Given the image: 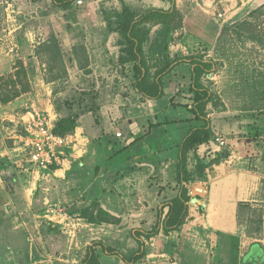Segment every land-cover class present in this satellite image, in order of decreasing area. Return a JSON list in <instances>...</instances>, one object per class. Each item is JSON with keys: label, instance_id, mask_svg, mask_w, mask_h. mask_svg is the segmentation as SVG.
Listing matches in <instances>:
<instances>
[{"label": "rangeland", "instance_id": "1", "mask_svg": "<svg viewBox=\"0 0 264 264\" xmlns=\"http://www.w3.org/2000/svg\"><path fill=\"white\" fill-rule=\"evenodd\" d=\"M77 1L76 16L70 18L67 10L55 7L51 0H0V163L9 165L6 174L0 171V218L6 215L3 204L8 194L15 192L11 182L22 175L39 176L38 179L52 176L47 169L25 161L26 145L22 140L27 135L28 121L39 115L54 128L59 117L71 110L80 112L85 104L95 103L99 108V124L113 122L116 137L127 144L133 140L130 127H136L137 114H150L153 124L161 122L151 128L153 134L140 139L142 150L132 155L130 161L136 167L131 171L132 182L127 177V182L121 179L117 187L118 182H111L108 176L98 177L106 190L104 199L112 202L109 196L113 194L115 201L118 200L116 207L131 210L135 217L131 229H148L155 222L157 210L174 194L171 170L176 157L175 144L187 124L163 121L188 114L180 103L191 95L190 65L179 62L166 75L161 99L140 97L132 87L129 65L118 62L119 35L109 31L104 14L121 9L123 1L136 12H143L156 7L153 0ZM176 5L181 25L171 31L170 54L180 58L200 54L213 64L201 79L212 93L205 108L212 136L207 144L188 153L191 180L186 187L191 199L186 225L167 234L159 232L149 239L143 238L146 254L134 264H226L222 260L230 256L224 253L227 250L233 256V245L239 242L222 236L211 239L198 224L208 204L207 181L214 173L230 181V193L237 197L230 210L239 232L245 238L260 240L264 247V0H176ZM162 26L153 25L150 37ZM49 40L54 43L49 45ZM105 40L112 44L104 53L101 49ZM56 45L61 56L55 53ZM74 45L79 48L76 53ZM94 116L85 111L78 118L83 134L88 137L99 132ZM103 116L105 121L101 119ZM157 150L160 158L155 159L160 163L155 166L148 158L157 157ZM63 151L67 153L66 148ZM19 159L23 165L16 164ZM199 160L207 165L202 176ZM110 189L111 194L107 191ZM85 195L92 199L95 193L89 188ZM14 198L18 200L15 193ZM200 199L206 203L202 208ZM15 206L21 208L22 201ZM51 208L53 213L49 211ZM46 209L47 215L66 216L67 212L78 221L80 207L50 204ZM190 213L195 216L190 217ZM56 218H43V230L32 222L25 237L19 233L23 226L18 222L12 227L17 232L9 231L11 227L4 230L10 232V245L23 242L36 246L43 255L40 263L47 259L49 264H80L89 246L100 249L96 243L103 242L102 235H108L110 240L119 239L120 244L115 248L123 252L137 247L129 229L119 235L96 230L87 221L77 223L69 217L65 221ZM223 246L228 247L221 250ZM7 251L6 247L0 248V259L4 260L1 264L9 261L5 258ZM100 261L127 264L119 255L102 254Z\"/></svg>", "mask_w": 264, "mask_h": 264}, {"label": "trees", "instance_id": "2", "mask_svg": "<svg viewBox=\"0 0 264 264\" xmlns=\"http://www.w3.org/2000/svg\"><path fill=\"white\" fill-rule=\"evenodd\" d=\"M162 1L168 4L166 8L151 7L143 12H136L123 1L121 9L113 10L112 12L105 11L104 18L109 31L116 32L119 35L116 41L120 47L118 62L122 66L129 65V71L132 73V87L140 97L150 100L161 99L165 94L164 82L166 75L179 62H186L190 65L188 91L191 95L186 98V102H181L180 106H183L184 110L192 116L186 114L176 119H165L163 121V123L168 124H187L186 131L175 144L176 157L173 160L171 170L175 182L174 194L163 203V207L157 210L155 222L150 228L131 230V235L137 244L136 248L133 247L134 249L123 252L115 248L116 246L98 242L96 245L100 246V249H97L94 245L95 243H93L94 246L87 248L80 264H101L100 256L102 254L109 256L119 255L125 263L134 264L146 254L143 238L149 239L158 235L159 232L167 234L178 230L188 216V204L191 199L186 187V183L191 180V174L187 168L188 153L202 144H207L212 136L210 121L205 110L206 105L211 101L212 93L202 83L201 79L202 76L210 72L213 64L200 54L181 58L170 54L171 31L180 27L181 14L177 9L176 0ZM51 3L62 10L69 9L67 16L75 18V0H51ZM173 19H177L175 24L173 23ZM157 24L163 26L151 38V28ZM52 43H54L53 40L48 41L49 45ZM54 47H57V45ZM79 47L85 53L84 46L80 45ZM78 49L77 45L73 46V52L76 53ZM54 50L58 56H61L58 47ZM65 103L68 104L67 101ZM69 109L71 110L70 105ZM98 110L99 108L96 107L95 103L85 104L80 112H73L71 110L67 115L58 118L53 131L61 136L72 133L78 125L77 120L79 115L85 111L92 112L95 115L93 119L94 123L99 124ZM160 124L161 122L154 124L149 122L142 134L137 135L128 144L123 145L114 154L110 155L108 160H114L116 157L120 158V161L131 160L135 151L142 150L140 139L144 135L148 136L153 126ZM8 166L6 163H0V171L6 174ZM206 166L202 161H198L200 176H202V170ZM54 168L56 166L52 165L51 169ZM98 170L99 167H95L96 173ZM122 174L121 176H123ZM79 215L88 223L94 225L117 223L120 221V218L115 217L103 208L97 198H92L89 202L85 203L80 208ZM251 248L252 253L249 254V258L241 261V264H264V249L262 244L255 242Z\"/></svg>", "mask_w": 264, "mask_h": 264}, {"label": "crops", "instance_id": "3", "mask_svg": "<svg viewBox=\"0 0 264 264\" xmlns=\"http://www.w3.org/2000/svg\"><path fill=\"white\" fill-rule=\"evenodd\" d=\"M153 3V6H156L157 8H166L168 6V4L162 0H153ZM67 11L69 12V9H67ZM111 44L112 43L110 40H105V42L103 41V48L101 49V52L105 53L106 48H110ZM92 51L95 53L96 49H93ZM102 57L104 58V55H102ZM101 119L102 121L106 120L104 116ZM149 122H152L150 114H137V117L134 119L136 127H130V136L134 139L137 135L142 134ZM112 123L113 122H109L110 125L103 123L98 124V134L93 132L90 137L83 134V125L78 123L75 130L71 133L72 145H70L71 147L67 148L66 157L62 160V166H57L54 169H47V171L52 175L51 178L38 179L40 178L39 176L26 178L24 175H22L15 179V181L11 182L13 183L12 186L15 188L14 193L17 194L18 200L14 198V193L8 194L7 200L3 204V210L6 212V215H3V217L0 218V229L3 231V233L0 234V248L6 247V250H8L5 252L7 254L5 255V258H8L9 260L7 261V264H38L43 261L39 260L41 257H43V255L40 253V251H38L36 246H29V244L27 246V243L24 244L23 242H20V244L18 242L17 246H14L13 243L10 245L9 231L14 230L12 227L15 222H18L20 226H23V231L19 232L23 234V237L27 235V229H29V226L32 222L34 223L33 226H36L38 229L40 227V230H43L41 227L43 218H48L49 220V218H56L60 216L58 218H62L63 221L69 217L73 222H86L84 218L79 217V214H77L78 216L76 217L78 221L71 218L67 212H65L66 216L69 215L67 217L61 215L60 213H58V215L53 214L52 216L49 214L47 215L46 208L50 204L60 206L71 205L81 208L83 204H85L84 202L91 200L89 196L85 195V190L89 188L95 193L93 198H97L103 208H105L115 217L120 218V221L117 223L114 222L101 225L92 224L94 229H100L105 232H108L109 230V232L113 231L114 234L117 233L119 235L121 234L120 232L122 230H132L131 227L133 225L131 224V221L135 217H132L131 210L130 212L126 211L129 209V207H116L118 200L115 201V196H113V194L109 196V199L112 202L106 201L104 199L106 196V190L100 185L98 180V177H101L102 175H104L103 177L105 179L108 176V178H111V182H118V184L115 185L118 187V185H120L121 179H124L126 183L127 180H125V178L127 179V177H131L129 179L130 182H132V176L134 178L133 172H131L136 168L134 162L130 160L120 161V158L118 157H116L114 160H108L110 155L114 154L117 150L123 147V145L127 144L126 142H123L122 139L116 137L115 131H113L114 126H112ZM151 134H153V132ZM111 145L114 147H111ZM116 145H118V147H115ZM12 150H15V148H12ZM155 152L157 153V157L156 155H151L152 157L150 156L148 159H150L149 161H151L153 165L156 166L158 163H160L155 159L160 158L158 157L160 151L157 150ZM7 153L8 152H5V154ZM16 164L23 165L20 159L17 160ZM140 165H142V163ZM95 167H99L97 173L95 172ZM121 174L123 176H121ZM214 174L211 175L212 178L207 181L210 188L209 195L207 196L208 204L206 205L205 211L202 214L203 216L201 217L200 223L198 224L201 225L200 229L203 230L208 237H211V239L213 237L222 236L224 238L229 237L235 241H238L239 243L237 245H233L235 254L231 256L226 250V252L223 253L227 256H230L231 259L229 257L225 259V261L222 260V262H227L226 264H241V261L247 260L249 258V254L252 253L251 246L253 243L259 242L260 240L245 238V236L239 232L238 228L236 227L235 220L232 218L233 211L230 210V205L235 203L237 197L230 193L231 189L228 185L230 184V181H227V178L224 177L220 178L216 174V177H214ZM107 191H109L108 193L110 194L112 192L111 189ZM116 196H118V193H116ZM118 197L122 198L123 196ZM20 201H22L23 206L21 208L16 207L15 205ZM200 201L201 204L199 207L202 208V206L204 207V204L206 203H204V201L201 199ZM193 216H195V214L190 213V217ZM58 221L59 223L61 222V220ZM184 225H186V222H184L181 226ZM4 227L5 229H9L11 227V229H9V231L4 230ZM208 231H210L209 234ZM14 232L17 231L14 230ZM102 236L103 243L105 242L104 244H110L112 246H117L120 244L118 241L119 239L117 238L110 240L108 235ZM105 237L107 238V241H105ZM4 238L5 241L2 240ZM4 243H6V245ZM186 246H189L190 248V245L187 243ZM227 247L228 246H223L221 247V250H225ZM219 256H221V254H219ZM3 261V259H0V264ZM40 264L49 263L48 260L45 259L44 263ZM50 264H52V262ZM101 264H103V262H101Z\"/></svg>", "mask_w": 264, "mask_h": 264}, {"label": "built area", "instance_id": "4", "mask_svg": "<svg viewBox=\"0 0 264 264\" xmlns=\"http://www.w3.org/2000/svg\"><path fill=\"white\" fill-rule=\"evenodd\" d=\"M25 129L27 135L22 140L26 145L25 161L45 169L51 168L52 165L60 166L66 157L63 149L72 145L71 135L56 134L53 125L39 115L30 119ZM49 211L53 213L54 209L51 208Z\"/></svg>", "mask_w": 264, "mask_h": 264}]
</instances>
